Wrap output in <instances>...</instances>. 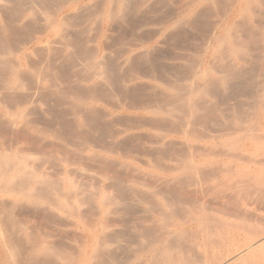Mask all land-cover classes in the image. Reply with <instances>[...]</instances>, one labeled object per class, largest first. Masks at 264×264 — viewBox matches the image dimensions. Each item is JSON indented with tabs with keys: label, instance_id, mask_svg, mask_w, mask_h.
<instances>
[{
	"label": "bare ground",
	"instance_id": "6f19581e",
	"mask_svg": "<svg viewBox=\"0 0 264 264\" xmlns=\"http://www.w3.org/2000/svg\"><path fill=\"white\" fill-rule=\"evenodd\" d=\"M59 1V5L56 3L58 7L51 10L45 0H23L26 4L45 7L46 42L36 37L29 40L28 45L26 42V46L14 48V44L11 45L6 39L8 35H4L5 25L0 27L2 264H51L55 261L62 264H112L107 261L109 245L125 238L129 239L125 247L131 253L130 264H245L246 258L263 245L259 244L261 241L238 246L235 234L229 229L230 223L212 217L207 211V206L211 204L206 202V198L201 201L195 196L196 192L194 195L190 191V187L203 183L209 185L206 188L209 202L218 205V211L223 214L236 212L248 216L252 204H260L264 208V171H261V178L256 176L259 173L255 174L259 167L254 171L253 168H246L248 164L244 162H241L244 167L236 164L244 160L247 154L245 149L240 148L241 141L264 140L260 137L262 132L254 135L252 126L248 124L254 134L250 131L247 135L249 128L245 131L242 129L245 121L241 111L235 107L219 109L215 102L221 94L229 92L231 88L234 91L235 87L241 88L248 80L245 74L249 71H243L241 64H249L253 68L264 65V0H183L186 3L184 5L182 1L183 6L176 5L178 2L175 4V0L174 4L178 7H171V0ZM160 12L163 15L152 20L164 23L161 25L162 32L174 30L176 35L182 37L192 31L202 36L201 44L198 43L199 50L197 47L190 57H186L188 52H185L184 64L158 65L166 77L170 74L174 77H170L169 82L164 81L167 88L156 87V84H153L154 88L139 87L134 83L139 76H134L130 71L131 58H135L142 69L148 71L156 68L153 62L158 59L155 53L157 49L148 45L154 39L141 34L137 39L144 51L141 49L136 52L137 55L122 57L120 72H126L124 75L120 73L119 87L113 81L116 68L101 51L104 46L101 45L110 37L106 33H115L129 24L141 28L150 21L146 22L151 14ZM213 16H218L219 20L210 25L207 32H201L205 29V19ZM83 21L86 22L84 27L81 26ZM90 24L96 27V32L88 37L91 31L85 27H90ZM147 24L145 27L151 28ZM92 30L95 31L94 28ZM153 36L156 38L155 34ZM32 45L36 54L44 53L49 56L47 58L62 54L75 62V66L85 72L86 75L82 72L85 75L83 81L87 83L78 80L81 82L79 86L71 87L56 84L54 69L58 66H51V59L37 64L29 61L31 57L26 51ZM162 50L161 53L164 52ZM178 67L188 71L187 77L184 75L186 78L175 75L177 71L173 70ZM61 70L66 71L63 67ZM182 77L187 81L183 82ZM29 79L39 83V86L49 83L48 93L69 106L71 122L63 117L59 121L74 129L75 134L71 132L73 136L62 134L54 127L44 128L33 117L38 104L34 92L28 90ZM132 82L135 85L130 86ZM259 84L252 86L260 97L252 110L264 114V83ZM249 87L246 86L247 89ZM41 111L44 113L43 109ZM121 120L126 123L116 130L114 126L120 124ZM257 122L260 121L254 123ZM257 124H253L255 130L260 129L261 125L254 126ZM232 127L241 130H238L239 139L229 138L232 135L220 134L216 137L211 134L217 129L219 132ZM134 142L144 145V149L137 147L143 149L141 153L138 151L140 157L119 147L121 143L128 145ZM163 152L168 153V156L165 154L167 157L175 158V163L172 160L174 164L165 167L162 163L165 157ZM211 155H217L219 159H208ZM223 156L231 158L232 162L228 160L232 164L223 163L220 158ZM256 159L261 161L259 159L262 158ZM165 162L168 164L170 161ZM86 179H92L94 183L82 182ZM83 208L91 211L88 209L86 212ZM17 209L31 214L16 220L13 212ZM2 214L6 215V220L2 219ZM70 216L76 219V226L85 230L84 239H87L82 240L85 243L74 254L56 248L52 234L45 228L55 218L66 221ZM114 220L122 224V229H111ZM21 243L27 246L24 255L18 250Z\"/></svg>",
	"mask_w": 264,
	"mask_h": 264
},
{
	"label": "rangeland",
	"instance_id": "374dc122",
	"mask_svg": "<svg viewBox=\"0 0 264 264\" xmlns=\"http://www.w3.org/2000/svg\"><path fill=\"white\" fill-rule=\"evenodd\" d=\"M6 1V2H5ZM19 2H17V0H0V27H4V25H5V30H6V34L4 33V35H8V36H6V39H7V41H8V43H11V45L12 44H14V45H12V46H14V48H19V47H24V46H26V44L28 45L29 43H30V41L29 40H31V39H33V38H36V37H40L41 39H43L44 40V42H46L47 40V35H46V33H45V31H44V29H45V25H46V21H45V14H44V8L45 7H43L42 5H40V6H38V4H36L35 6L34 5H31V4H26L25 2H23V0H18ZM45 1H47L48 3H47V7H49L51 10H54V9H56L57 7H58V5L60 4V1L59 0H45ZM135 1V0H134ZM173 1V3H171L172 5H171V7H178V6H183V4L185 5L186 3V1L184 2L183 0H181V2H180V0H177L176 2H175V0H171V2ZM182 1H183V4H182ZM4 2V3H3ZM10 2V3H9ZM58 2H59V4H58ZM174 2H175V4L176 5H178V6H176L175 4H174ZM7 3V4H6ZM24 3V4H23ZM58 5H57V4ZM26 4V5H25ZM181 4V5H180ZM53 5H54V7H53ZM37 6V7H36ZM21 7V8H20ZM23 7H24V9H23ZM34 7H36V9L34 8ZM170 6H169V8H171ZM40 9V10H39ZM172 9V8H171ZM39 10V11H38ZM37 11V12H36ZM165 11L167 12L168 11V9L166 10L165 9ZM10 13V14H9ZM33 13V14H32ZM163 13V12H162ZM38 16H37V15ZM42 14V15H41ZM159 14V15H158ZM158 14H151L148 18H147V20H146V22L148 21V20H150L149 22H147V23H145V25H143V27H141V28H138L137 26H134V25H132V27L130 26L131 24H129V25H127L125 28H123V29H120V30H118V31H115V33L113 32H107L106 34H107V37L108 36H110L109 38H106L105 39V44H102L101 46H103L102 48H101V51H102V53L106 56V57H108V60H110V62L112 63L113 62V65H114V67L116 68V70H115V72L113 73V81L114 82H116V83H118V85H119V87H120V85H121V75H124V73L126 72L125 70V72H120V66L122 65V63H123V60L125 59V57L126 56H128V55H130L131 54V56L132 55H134V54H136V52H140V50L141 51H144L143 49V47L140 45L139 46V40L137 39V38H139V36L141 35V34H143V36L144 37H151L152 39H154L150 44H148V45H152V46H154V48H156V49H154V50H156L155 51V53H157V56H158V59H156L154 62H153V65H154V70H150V71H148V70H143L142 69V67H141V65L139 64V62H137V60L135 61V58H131L132 59V62H131V64H129V65H131V69L132 70H130L131 72H132V74H134V76H136L137 77V75L139 76V77H137L135 80L136 81H134V83L136 84V85H138L139 87H145V88H154L155 86V84H156V87H162V88H167V83H165V82H167L168 80H169V78L171 77L172 79H174V77L172 76V74H170L168 77H166L164 74H163V72H162V70L159 68V66L160 65H162V64H164V65H162V66H165L166 65V67L167 66H171L172 64H175L176 66H178V64H180V63H183L184 64V62H185V58L186 57H190L191 55H194L195 53L194 52H196L197 50H199V48H200V46H198V43H199V45L201 44V42H202V39H200V38H202V36H200V35H197L198 36V39H197V37H196V35H195V33L194 32H192V31H188V34L186 35V36H182V37H179L178 35H176V32L173 30H167V31H165V33L164 32H162V24H164L163 22H158V21H154V20H156L158 17H161L163 14H161V12L160 13H158ZM10 17H9V16ZM22 15V16H21ZM161 15V16H160ZM6 16V17H5ZM154 16V17H153ZM151 18V19H150ZM154 18V20H152ZM212 19V20H211ZM214 19V20H213ZM216 19V20H215ZM206 21H205V25H204V27L203 28H205V29H202V31L201 32H203L204 33V31L203 30H205V32H207L209 29H210V25H212L213 23H215L216 21H218L219 20V17L218 16H213V17H210V18H208V19H205ZM43 21V22H42ZM152 21H153V23H152ZM10 22V23H9ZM155 22V23H154ZM158 22V23H157ZM85 21H83V23H81V26H85ZM84 24V25H83ZM89 24V23H88ZM146 24H147V26L148 27H151V28H147V27H145L146 26ZM153 24V25H152ZM155 24V25H154ZM87 25V24H86ZM157 25H158V27H157ZM159 25H160V28H159ZM162 25V26H161ZM9 26V27H8ZM11 27V28H10ZM33 27V28H32ZM137 27V28H136ZM21 28V29H20ZM82 28V27H81ZM85 28H88V29H90V31H91V33H90V31H89V33L90 34H88L87 36L88 37H91V35L94 33L95 34V32H96V27L94 26H91V24H90V27H89V25L88 26H86ZM94 28V30L95 31H93L92 29ZM129 28H130V30H129ZM133 28V29H132ZM152 28H154V29H152ZM10 29V30H9ZM17 29V30H16ZM34 29V30H33ZM139 29H143V30H148L147 32H146V30L145 31H141V30H139ZM160 29V30H159ZM4 30V31H5ZM14 30V31H13ZM22 30V31H21ZM33 31H34V33H33ZM128 31V32H127ZM138 31H140V32H138ZM1 32V31H0ZM17 32V33H16ZM37 32V33H36ZM41 32V33H40ZM44 32V33H43ZM150 32H151V35H150ZM157 32H159L158 34H157ZM162 32V33H161ZM170 32V33H169ZM193 33V35H192V33ZM9 33V34H8ZM117 33V34H116ZM164 33V34H163ZM14 34V35H13ZM93 34V35H94ZM126 34V35H125ZM155 34V36H156V38L153 36V35ZM157 34V35H156ZM159 34L161 35L159 38H158V36H159ZM169 34V35H168ZM174 34V35H173ZM190 34V35H189ZM113 35V36H112ZM171 35V36H170ZM189 35V36H188ZM112 36V37H111ZM134 36V37H133ZM153 36V37H152ZM168 36V38H166ZM193 36V37H192ZM196 38H195V37ZM12 37V38H11ZM114 37V38H113ZM189 37V38H188ZM16 38V39H15ZM27 38V39H26ZM113 38V39H112ZM158 38V39H157ZM112 39V40H111ZM118 39V40H117ZM166 39V40H165ZM172 39H174V40H172ZM193 39V40H192ZM42 40V41H43ZM86 40H87V38H86ZM120 40V41H119ZM181 40V41H180ZM197 40V41H196ZM10 41V42H9ZM122 41V42H121ZM126 41V42H125ZM130 41V42H129ZM168 41V42H167ZM199 41V42H198ZM27 42V43H26ZM157 42H160V43H158L157 44ZM164 42V43H163ZM171 42V43H170ZM196 42V43H195ZM26 43V44H25ZM112 43V44H111ZM130 43V44H129ZM163 43V44H162ZM174 43H175V45H174ZM108 44V45H107ZM157 44V45H156ZM191 44H195L196 46L194 47V45H191ZM38 45V44H37ZM111 45V46H110ZM119 47H118V46ZM132 45V46H131ZM136 45V46H135ZM162 45V48L160 47ZM89 46H91V44H89ZM124 46V47H123ZM158 46H159V48H158ZM168 46V47H167ZM185 46V47H184ZM191 48H190V47ZM34 46L32 45V48L31 49H29L28 51H26V53L27 54H29L28 56L29 57H31L30 59H29V61H31L32 63H40L41 61H43V60H52V62H51V66H53L54 65V68H55V66H58V67H56L54 70H55V73H56V79H57V83L56 84H59L60 86H62V87H71V86H79L78 85V83L80 84L81 82V80H82V83L84 84H86L87 82H85V81H83L84 80V78H85V72H83V71H81V68L79 67V66H77V67H79V68H77L76 66H75V62H73L72 60H68L67 58H65V57H63L62 56V54H60V55H57V56H55L54 57V55H52L53 57H51V58H47V57H49V56H45L44 55V53H38L37 52V54L36 53H34V48H33ZM106 47V48H105ZM188 47V48H187ZM197 47H198V49H197ZM116 48V49H115ZM127 48H129V49H127ZM131 48V49H130ZM132 48H133V50H132ZM135 48V49H134ZM139 48V49H138ZM186 48V49H185ZM160 49V50H159ZM161 49H163L162 51H164L163 53H161ZM167 49V50H166ZM197 49V50H196ZM125 50V51H124ZM132 51V52H130L129 53V51ZM136 50V51H135ZM139 50V51H138ZM170 50V51H169ZM183 50V51H182ZM189 50V51H188ZM192 52H191V51ZM195 50V51H194ZM29 51H31V52H29ZM113 51V52H112ZM128 52V53H127ZM159 52V53H158ZM185 52H188V55H187V53L185 54ZM193 53V54H191V53ZM133 53V54H132ZM161 53V54H160ZM165 53H166V55H165ZM41 54V55H40ZM48 54V53H47ZM123 54V55H122ZM128 54V55H127ZM42 55L44 56V57H42ZM49 55V54H48ZM137 55V54H136ZM161 55V56H160ZM187 55V56H186ZM125 56V57H124ZM164 57L163 58V60L161 59V57ZM171 56V57H170ZM186 56V57H185ZM58 57V58H57ZM124 59H123V58ZM135 57V56H134ZM160 57V58H159ZM176 57V58H175ZM60 58V59H59ZM32 59V60H31ZM64 59V60H63ZM114 59V60H113ZM121 59H123L122 61H121ZM67 60V61H66ZM158 60V61H157ZM161 60V61H160ZM176 62L177 60V64L174 62V61ZM182 62H181V61ZM40 61V62H39ZM56 61V62H55ZM116 61V62H115ZM184 61V62H183ZM67 63V64H65V63ZM156 62V63H155ZM169 62H170V64H169ZM54 63V64H53ZM61 63V64H60ZM168 63V64H167ZM172 63V64H171ZM72 64V65H71ZM121 64V65H120ZM77 65V64H76ZM159 65V66H158ZM181 65V64H180ZM246 65V64H245ZM242 66V64L240 65V67L241 68H243V71H246V72H248V73H246L245 75H247V76H245V79H247L248 78V80H245V84L244 85H246L247 86V88L249 87V86H251V88L252 89H250V87H249V89H247L246 88V86H242L241 88L239 87L238 89H237V87H235L236 89H235V91H234V89H230L229 90V92L227 91L225 94H221L218 98L219 99H216L215 100V102H216V105H218L217 106V108L219 107V109H224V108H227V107H235V108H238L239 109V111H241L240 113H242L241 114V116H242V118H243V120L245 121V122H243V125H242V129L245 131L247 128H249V131L248 130H246V134L247 135H249L250 134V131H251V133H252V135L254 134V132H255V134L254 135H256L257 133H259V135H260V133H261V135H260V137H262V138H264V129H262V128H264V114H262L263 116H261V114L257 111H254V110H252L253 109V105L260 99V97L259 96H257L256 95V92H254L255 90H257L256 88H253V87H256V86H254V85H256L257 84V86L258 85H261V84H259V83H264L263 81H262V79L261 78H263L264 79V77H263V75H264V65H261V67H260V65L259 66H255L254 68L251 66V65H246L247 67H249L248 69H247V67L246 66ZM61 68H60V67ZM62 67H63V69H66V71H62L61 69H62ZM118 67V68H117ZM134 67V68H133ZM245 67V68H244ZM250 67H252V68H250ZM257 68H261V70H259V69H257ZM56 69H58V71H56ZM59 69L62 71H60L61 72V74H59L60 72H59ZM129 69V68H128ZM127 69V70H128ZM158 69V70H157ZM254 71H253V70ZM263 69V70H262ZM157 70V71H156ZM257 70H259V72H257ZM116 71H117V73H116ZM148 71V72H147ZM173 71H177L176 73L177 74H175V75H177V77H180V76H183L184 78H186L187 77V70L185 69V68H176V69H174ZM180 71H181V73L182 74H180ZM186 71V72H185ZM256 71V72H255ZM58 72V73H57ZM77 72H79V73H77ZM85 74H83V73ZM129 72V71H128ZM142 72V73H141ZM184 72H185V74H184ZM250 72H251V74H250ZM253 72H255L254 73V75L255 74H257V75H255V78L252 76V73ZM120 73H121V75H120ZM116 74H118L119 76H116ZM260 74V75H259ZM63 75V76H62ZM186 77H185V76ZM79 76V77H78ZM82 76H84V77H82ZM148 76V77H147ZM257 76H259V77H257ZM67 77V78H66ZM70 77V78H69ZM74 77V78H73ZM183 77H182V81L183 82H185V81H187L186 79H184L183 80ZM252 77V78H251ZM116 78V79H115ZM140 78V84H139V81H137V79H139ZM142 78V79H141ZM150 78V79H149ZM77 79V80H76ZM164 79V80H163ZM181 79V78H180ZM249 79H253L252 81L251 80H249ZM69 80V81H68ZM74 80H76V81H74ZM78 80H80L79 82H78ZM142 80V81H141ZM254 80H256V81H254ZM29 83H28V90L31 92V91H33L34 92V95H35V100H36V104H38L39 105V107H38V105H37V110L35 111V114H33V117L34 118H36V120L37 121H39L40 122V125L42 126V127H44V128H50V127H54L57 131H59L60 133H62V134H65V135H68V136H73L72 134L74 133L75 134V131H74V129L72 128V127H66V126H64L63 125V123H60V118L62 119V117H63V119H65L66 121H68L69 123L71 122V117H70V108H69V106L68 105H66V104H63V102L61 101V100H59L58 98H56V97H53V96H51L49 93H48V85H49V83H45L44 84V86L42 85V84H40V86H39V83H37L36 81H34V80H32V79H29ZM74 81V82H73ZM120 81V82H119ZM165 81V82H164ZM249 82V84H248V82ZM28 82V81H27ZM73 82V83H72ZM141 82H143L142 84H141ZM146 82V84H144ZM169 82V81H168ZM246 82H247V84L249 85H247L246 84ZM256 82V83H255ZM257 82H259V83H257ZM32 83H34V84H32ZM70 83V84H69ZM76 83V84H75ZM133 82L132 83H129V85L131 86V85H135ZM147 83L149 84V85H147ZM252 83H255L254 85L252 84ZM37 84H38V86H37ZM64 84V85H63ZM75 84V85H74ZM154 84V85H153ZM165 84V85H164ZM152 85V86H151ZM253 86V87H252ZM32 87V88H31ZM36 87H38V89L36 88ZM46 87V88H45ZM118 87V88H119ZM117 87H116V89H118ZM234 88V87H233ZM243 89V90H242ZM245 89V90H244ZM254 89V90H253ZM39 90H41V91H39ZM43 90H44V92H43ZM47 90V91H46ZM238 90V91H237ZM237 91V92H236ZM32 92V93H33ZM37 92V93H36ZM43 92V93H42ZM234 94H233V93ZM242 92V93H241ZM252 92V93H251ZM45 93H48V94H45ZM231 93V94H230ZM38 94V95H37ZM228 94L230 95V96H228ZM261 94V93H260ZM38 97H37V96ZM46 95H48L49 97H47ZM222 95H227V96H223L222 97ZM231 95H233V96H231ZM243 95V96H242ZM40 96V97H39ZM257 99H255L254 97ZM222 97V98H221ZM225 97V98H224ZM257 97H259V98H257ZM39 98L41 99V100H39ZM228 99V100H227ZM233 100V101H232ZM60 102V103H59ZM244 102H245V104H244ZM248 104H247V103ZM252 102H253V104H252ZM227 103V104H226ZM241 103V104H240ZM219 104H221V105H219ZM225 104H226V107H225ZM234 104V105H233ZM61 105V106H60ZM223 106V107H222ZM248 106V107H247ZM243 107V108H242ZM40 108V109H39ZM63 108V109H62ZM67 108V109H66ZM43 109V112L44 113H42V110ZM59 110V111H58ZM247 110V111H246ZM61 111V112H60ZM41 112V113H40ZM47 112V113H46ZM64 112V113H63ZM255 112V113H254ZM257 113V114H256ZM37 114V115H36ZM43 114H44V116H43ZM48 114V115H47ZM61 114V115H60ZM64 114V115H63ZM68 114V115H67ZM244 114V115H243ZM250 114V115H249ZM247 115V116H246ZM249 115V116H248ZM256 115V116H255ZM257 115H260V116H257ZM250 118V119H249ZM255 118H257L256 120L257 121H260V122H257V123H259V124H257V123H254V122H256V120H255ZM42 119V120H41ZM48 119V120H47ZM55 119V120H54ZM58 119V120H57ZM246 119V120H245ZM254 120V122H253V120ZM260 119V120H259ZM41 120V121H40ZM59 121V124L57 123ZM262 121H263V123H262ZM42 122V123H41ZM251 122H253V124H257V125H254V126H259V125H261V126H259L260 127V129H257V130H255V128L253 127V124H251ZM52 123V124H51ZM123 123H126V121H123V120H121V123L120 124H116L115 126H114V128L116 129H121V128H123V126H122V124ZM247 123V124H246ZM261 123V124H260ZM58 124V127L56 126ZM248 124H250L251 126H252V128H253V130H254V132H252L253 130H252V128H250V125H248ZM46 125H49V126H46ZM247 125V126H246ZM56 126V127H55ZM118 126V127H117ZM245 126H246V128H245ZM249 126V127H248ZM262 127V128H261ZM116 129V130H117ZM229 129L231 130V131H229ZM229 129H225V130H219V132H218V129L216 130V131H213V133L211 132V134H213V136H216V137H219L220 136V134L221 135H223V136H231V137H229V138H231V139H233V140H236V138L238 137V139H239V131H241V130H239V129H236L235 127H232V128H229ZM262 129V130H261ZM68 130V131H67ZM233 130H235L236 131V133H235V131H233ZM239 130V131H238ZM70 131V132H69ZM261 131V132H260ZM71 132H72V134H71ZM140 132H144V131H140ZM216 132V133H215ZM224 132V133H223ZM232 132H233V134H232ZM237 132H238V136H236V134H237ZM257 132V133H256ZM249 133V134H248ZM70 134V135H69ZM259 135H257V136H259ZM235 137V138H232V137ZM253 141H255V140H251V139H248V140H242L241 141V144H240V148L242 147V149H245V153H247V154H245V156H244V160H241L240 162H234L233 164L235 165V163L236 164H239V165H241V166H243L244 167V165L242 164L243 162H244V164H248V165H246L245 167L246 168H249L250 167V169H252L253 168V170L255 171L256 169H257V167H259V169H257L256 171H255V174L256 173H259V175H256V176H259V177H261V171L263 170L264 171V140H260V141H257V142H253ZM260 142V143H259ZM135 143V142H134ZM257 143V144H256ZM263 143V144H262ZM135 144L137 145V146H135ZM135 144H133V143H131V144H124V143H121L120 144V148L121 149H123L124 151H126L127 149V151H130V152H133V154L135 155V156H138V154H140L141 152H142V150L144 149V147H142V146H144L143 144H140V143H135ZM139 144V145H138ZM126 145V146H125ZM132 146V147H131ZM244 146V147H243ZM137 147H140V148H143L142 150L139 148V149H137ZM125 148V149H124ZM257 148H259V149H261V150H257ZM136 149V150H135ZM133 150V151H132ZM141 150V151H140ZM256 150V151H255ZM140 153H139V152ZM260 151V152H259ZM167 153V152H166ZM166 153H162V154H166ZM250 153H251V155H250ZM259 154V155H257V154ZM162 154H160L161 156H164V155H162ZM168 154V153H167ZM166 154V155H167ZM165 155V157H167ZM248 155H250V156H248ZM252 155H255L253 158H249V157H252ZM247 156H248V158H247ZM261 156V157H260ZM138 157H140V155L138 156ZM165 157L163 158V161H162V163H164V166L166 167V166H170L171 164H174L175 163V158H173V157H167L166 159H165ZM225 156H223V158H224ZM213 159V160H216V159H219L218 157H217V155H211V157H209L208 156V159ZM221 159H222V161H223V163H230V165L232 164L231 162H232V159L231 158H227V157H225L224 159L222 158V157H220ZM255 158H262V159H259V160H261V161H257V159L255 160ZM164 159H165V161H170V162H168V164H165V163H167V162H165L164 161ZM228 159H231V162H230V160H228ZM245 159H246V161H245ZM172 160H173V162H172ZM228 162H227V161ZM248 160L250 161V163L248 162ZM254 161V162H253ZM256 161V162H255ZM242 162V163H241ZM263 162V163H262ZM137 163H139V164H141L140 162H138L137 161ZM260 163V164H259ZM170 164V165H169ZM225 165H227V164H225ZM229 165V164H228ZM252 165V166H251ZM256 165V166H255ZM257 165H263L262 166V168H261V166H257ZM261 169V170H260ZM263 173V172H262ZM261 178H263V174H262V177ZM263 180H264V178H263ZM82 182H84L85 184H88V182L89 183H91V184H93L94 183V180H92V179H86V180H83ZM90 184V185H91ZM204 186V191H202V188H203V186ZM202 185H198L197 187H190V191L191 192H193V194L195 195V192H196V195L195 196H197L201 201H204V199L206 200V202L207 203H209V204H211V205H209V206H207L208 208H207V211L209 212V214L212 216V217H217V218H222V219H224V220H226L227 222H229L230 223V226H231V228H229L234 234H235V236H236V244L238 245V246H244V245H249V244H255V243H259V242H257V241H261L259 244H263V245H260V247H258V249H256L255 251H254V253H252L248 258H246V263L245 264H263L264 263V208H263V206L262 205H260V204H252L251 205V207H249V210L251 211V213L248 215V216H245V215H240V214H237L236 212H232V213H228L227 212V214L226 213H221L220 211H218L219 209H218V205H214L213 203H211V202H209V196H208V192H207V190H206V188L209 186H206L207 184L206 183H203ZM194 190V191H193ZM198 190V191H197ZM198 192V193H197ZM203 192H204V194H203ZM207 192V193H206ZM200 196H201V198H200ZM208 199V200H207ZM259 206H261V207H259ZM87 207V206H86ZM84 209V211H88V209L89 208H83ZM86 209V210H85ZM1 212H2V210H0ZM21 211V212H20ZM91 210L89 209V212H90ZM28 212V213H27ZM88 212V213H89ZM26 215H25V214ZM258 213V214H257ZM31 213L29 212V211H26V210H18L17 209V211L15 210L14 212H13V218L14 219H16V220H20L22 217L23 218H25V217H29V215H30ZM253 214V215H252ZM14 215H16V216H14ZM2 216V219H4V220H6V215L5 214H2L1 215ZM72 217V218H71ZM91 217V216H90ZM89 217V219H91ZM225 217V218H224ZM248 217V218H247ZM71 218V219H70ZM70 218L68 217L67 219H65L66 221H64L63 219H61V218H55L50 224H48L45 228H47L46 229V231H48V232H50L51 234H52V241L55 243V245L57 246L56 248H58V249H62V250H65V251H70V253H73L74 254V252L75 253H77V251L79 250V249H81L82 248V245L85 243V242H83V241H86L87 239H84L85 237H86V235H85V230L83 231L78 225L76 226V223H75V218L73 217V216H70ZM59 219V220H58ZM253 219V220H252ZM15 220V221H16ZM69 220V223L67 222ZM74 220V221H73ZM91 220H93V219H91ZM248 220V221H247ZM112 222L115 224H112ZM111 222V224L113 225L112 227H111V229H114V230H120V229H122V224L121 223H119L118 224V222H116L115 220L114 221H112ZM70 223H71V226H70ZM75 223V224H74ZM116 223H117V225H116ZM232 223V224H231ZM66 224V225H65ZM121 225V226H120ZM235 225V226H234ZM49 226V227H48ZM51 226V227H50ZM63 226V227H62ZM77 227V228H76ZM117 227H118V229H117ZM233 227V228H232ZM236 229H235V228ZM42 229H45L43 226L41 227ZM238 228V229H237ZM80 231H79V230ZM82 230V231H81ZM82 232H84V235H83V233ZM78 234V235H77ZM261 236V237H260ZM83 238V239H82ZM83 240V241H82ZM131 240V239H130ZM82 241V242H81ZM127 241H129V239L128 238H125V239H120L119 240V243L118 242H112V245H109L110 247H109V254H107V261H109V262H113L112 264H130V262L132 261V259H131V253L128 251V248L127 247H125L126 245H127ZM22 245H20L19 244V246L21 247V246H24L25 248H23V247H21V249H20V247H19V249L18 250H21V251H19L20 253H21V255L23 254L24 255V253L23 252H25L24 250H26L27 249V246H26V244H23V243H21ZM125 244V245H124ZM258 244V245H259ZM71 245V246H70ZM68 247V248H67ZM73 247V248H72ZM80 247V248H79ZM124 249H123V248ZM262 247V248H261ZM18 248V247H17ZM23 248V249H22ZM79 248V249H78ZM74 249V251H72ZM122 249V250H121ZM124 250V251H123ZM126 251H127V253H126ZM256 252V253H255ZM263 252V253H262ZM114 253V254H113ZM119 253V254H118ZM124 253V254H123ZM89 254H91V252L89 253ZM112 254V255H111ZM116 255V256H115ZM123 255V256H122ZM253 255V256H252ZM118 256V257H117ZM126 256V257H125ZM257 258H256V257ZM113 257V258H112ZM115 257V258H114ZM123 259V260H122ZM251 259V260H250ZM254 259H256L257 261H259V262H255V260ZM2 259H1V256H0V264H2V261H1ZM248 261H250V262H248ZM263 261V262H262ZM56 262V261H55ZM55 262H52L53 264L55 263ZM58 263H59V261H57ZM57 262L55 263V264H57ZM243 262H245V260L243 261ZM51 263V264H52ZM59 264H62V262H60ZM243 264V263H242Z\"/></svg>",
	"mask_w": 264,
	"mask_h": 264
}]
</instances>
